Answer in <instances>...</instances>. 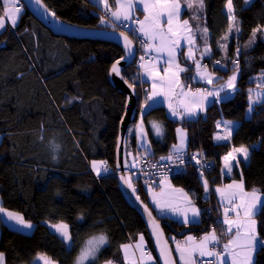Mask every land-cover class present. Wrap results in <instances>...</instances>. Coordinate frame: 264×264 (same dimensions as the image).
<instances>
[{"label": "trees", "instance_id": "trees-1", "mask_svg": "<svg viewBox=\"0 0 264 264\" xmlns=\"http://www.w3.org/2000/svg\"><path fill=\"white\" fill-rule=\"evenodd\" d=\"M43 2L71 25L108 28L100 24L103 10L93 0ZM204 3L201 19L210 31L213 51L207 63L224 59L217 41L226 34L229 18L226 0H204ZM233 5L242 31L238 41L229 39V59L234 58L237 43L247 44L252 30L264 26V0H253L248 5L244 0H233ZM2 7L0 4V15ZM122 55V49L110 42L57 36L25 8L15 28L6 27L0 32V201L4 208L21 213L36 226L32 234L16 232L9 237L5 264H36L34 259L39 254L47 255L57 264H75L87 240L100 233L107 234L109 243L101 249L95 264L109 260L127 264L121 246L134 243L140 234L155 257L146 225L124 199L115 168L126 96L111 85L109 71ZM239 60L238 91L230 99L210 105L205 117L175 121L162 105L146 111L144 123L154 153L151 158L169 154L177 142L176 129L181 125L188 132L187 150L203 151L218 165L219 177L211 186L224 180L222 158L230 145L215 142L216 122L245 119L249 89L260 85V80L254 78L264 71V39L260 34L255 45L241 48ZM212 69L220 74L221 80L231 74L228 69ZM138 74L137 61L123 71L128 83L135 80L140 108L141 86H148L136 79ZM191 75L190 69L185 77ZM150 121L163 126L162 138L154 135ZM249 121L247 144L251 152L248 163L241 162L243 179L247 190L264 191V105L254 106ZM135 142V135L129 133L128 151L135 148ZM94 160L106 161L114 171L98 178L91 168ZM233 178L241 179L239 170L235 169L226 180ZM170 180L174 186L185 189L201 209L200 222L185 225L157 216L148 199L147 185L136 179L133 183L140 198L163 222L172 243L184 235L202 237L213 227L223 236L221 223L207 213V203L202 201L206 193L194 169L188 167L184 174ZM257 220L264 237V214L258 215ZM60 222L69 225L74 240L71 247L48 224ZM0 224L4 231V225ZM254 264H264V251H257Z\"/></svg>", "mask_w": 264, "mask_h": 264}, {"label": "snow or ice", "instance_id": "snow-or-ice-1", "mask_svg": "<svg viewBox=\"0 0 264 264\" xmlns=\"http://www.w3.org/2000/svg\"><path fill=\"white\" fill-rule=\"evenodd\" d=\"M35 4L43 9L47 17L59 20L56 13L48 8L43 0H34ZM106 17H100V24L106 25L113 31L124 27L134 32L139 39V45L144 55L139 57L141 63L140 73L136 79H146L150 82V88L145 90L143 104L138 110L139 121L129 130L130 135H135L139 142L137 155L133 156L130 151L124 154L123 164L125 168L137 169L144 176H156L158 179L145 180L149 191L152 193L151 200L159 212L170 213L172 216L180 218L185 225L200 222L201 209L196 206L195 201L183 188H176L171 184L169 174L173 168L177 171H183L189 164H195L200 176L204 191L209 189V181L204 176L205 164L208 163L203 159L202 152L187 151V133L184 129L178 128V143L172 145L168 155L159 157L153 161L151 142L147 138V129L144 123L146 109L153 104H166L170 117L183 121L185 119L197 117L200 113L205 112L209 105H215L231 98L238 91L237 80L241 74L240 60L241 48H249L256 43L257 34L264 39V26H257L252 30L251 37L247 44L241 46L236 44L234 58L227 57V48L229 39H239L242 29L240 21L235 13L233 0H226V15L229 18V25L224 36L217 41V49L224 53V59L212 61L214 68L228 69L231 75L223 83V79L215 75V72L209 71L207 64L202 61L213 55L212 47L209 44V30L203 24L201 17L204 15V0H112L116 5L115 10L109 0H99ZM245 4H250L252 0H244ZM4 5L3 15H0V31L6 27L15 28L25 5L21 0H0ZM182 7L192 12L191 23L189 19L181 21ZM143 12V19L137 16V10ZM7 21V23H6ZM195 24V27H193ZM199 37V43H197ZM119 38L125 48L126 56L120 60L133 57L135 55L132 47V41L129 40L125 32H119ZM187 49V51H184ZM145 56L149 59L145 60ZM181 58L186 66L181 65ZM120 60H117L111 67L110 74H114L121 79L119 67ZM231 68H228V64ZM161 68L163 72H161ZM190 68L194 69L191 76L187 78L194 81H203L211 88H198L195 91L186 86L181 80L182 73H188ZM254 79L262 83L254 91L249 89L247 112L251 114L254 106L257 104L264 105V71ZM127 86L135 93V80L128 83ZM139 95L138 93H135ZM73 99H79L73 97ZM231 120H221L216 122V127L221 129L217 132L215 140L218 142L230 141L233 134V124ZM152 131L158 138L164 135V129L161 124L150 121ZM42 140L43 137L41 136ZM78 144V142H77ZM59 148V145H54ZM119 151V146H118ZM187 157V160H186ZM222 173L231 176L233 169H239L241 179L235 178L232 182L223 187L212 189L218 194L221 204L222 235L228 237L227 242H221V236L217 234L216 229L212 228L210 232L197 239L188 236L184 245L179 242L176 244V250L180 254L179 258L182 264H254V256L258 250L264 251V237L260 235L258 221L256 217L264 214V191L253 188L251 191L245 189L243 179V169L240 167L241 160L250 159V151L247 146H232L231 150L223 156ZM91 167L95 175L99 178L104 173L114 171L109 168L106 161H92ZM119 158L117 169H119ZM147 169L155 171L149 172ZM134 176L121 173L120 180L131 190L136 193L133 184ZM159 187V192H156ZM143 210L150 219L152 230L155 234L159 252L163 264H172L171 256L166 244H160L161 230L155 217L152 216L148 205L135 196ZM0 213H4L9 221L24 229H31L33 224L25 220L22 214L12 212L0 205ZM80 219H83L81 216ZM51 227L62 237L63 241L71 247L74 243L69 225L64 222L52 224ZM174 239V238H173ZM109 243L106 233H100L87 240L85 246L81 249L75 264H86L92 262L95 264L101 249ZM133 245H122L123 257L128 260L129 264H138L137 259L130 258L129 249ZM135 248L139 251V264H150L155 258L148 251L144 237L141 234ZM135 256V253H132ZM38 259L43 264H55L50 257L39 255ZM0 264H5V256L0 252ZM105 264H113L111 260ZM123 264V262H121Z\"/></svg>", "mask_w": 264, "mask_h": 264}, {"label": "water", "instance_id": "water-1", "mask_svg": "<svg viewBox=\"0 0 264 264\" xmlns=\"http://www.w3.org/2000/svg\"><path fill=\"white\" fill-rule=\"evenodd\" d=\"M21 2L25 5V9L38 22H40L44 27L49 29L53 34H55L57 36H64V37L75 38V39H89V40H99V41H104V42H110V43L116 44L118 47H120L122 49V52H123L122 57L126 56L125 48H124V46H123V44L119 38V32H124V31H119V30L113 31L110 28H84V27L71 25V24L63 21L60 18H59V20H55L51 17L45 16L43 13V9L40 6L36 5L34 0H21ZM125 34L128 36L129 40L132 41V47H133V51H134L135 55L133 57L126 58L124 60H120V58L117 59V60H120L119 67L121 69L122 76H123L124 69L127 68L128 66L132 65L136 61L137 55H138V49H137V45H136L135 41L131 38V36L127 32H125ZM110 70H111V68H110ZM125 80H126L125 78L121 79L120 77H118L114 74H110V71H109V81H110L111 85L115 89H117L119 92L123 93L126 96L125 112H124V115H123L122 120L120 122L119 135H118V139H117V148H116V166H115V168H116V174L118 177V184H119V188H120L122 195H123L124 199L126 200V202L133 209H135L139 213V215L142 217V219L146 225V228L148 230V233L150 235L151 242H152L153 249H154V253H155V257L158 261V264H163V260L161 258L160 252H159V245L157 244L155 234L152 230L150 219L147 216V213L143 210L139 201H137L135 199V196L138 195L137 190H136L135 194L131 193V190L128 189L120 180L121 173L130 175L129 169L124 167L123 159H124L125 152L128 151L129 130H130L132 124L137 122V119L139 116L138 110L140 109L139 108V98H138V95L135 94V93H137L136 88H135V93H133L132 89H130L127 86V83H125ZM118 146H119V151H118ZM118 158H119V163H120L119 169H117ZM139 198H140V196H139ZM140 200H142V199L140 198ZM144 204H146V203L144 202ZM148 209L151 210L152 216L155 217L156 221L159 224V228L161 230V237H162L160 244H166V246L169 250L170 256H171L172 264H178L176 257H175L174 250H173V243H172L169 235L164 230L163 222H161L157 218V216L154 214V212L149 207V205H148ZM172 234H173V236H176L174 233H172ZM2 235H3V229H2V226L0 224V245L2 242ZM105 262L106 261L99 263V264H105ZM113 264H116V263L113 262Z\"/></svg>", "mask_w": 264, "mask_h": 264}, {"label": "crops", "instance_id": "crops-1", "mask_svg": "<svg viewBox=\"0 0 264 264\" xmlns=\"http://www.w3.org/2000/svg\"><path fill=\"white\" fill-rule=\"evenodd\" d=\"M93 1H95L98 5H99V7L103 10V15H104V17H106V11L104 10V8H103V6H102V4L99 2V0H93ZM109 3H110V5L112 6V10H115V8H116V5H114V4H112V0H109ZM182 4H183V0H182ZM137 12L142 16V18L141 19H143V12L141 11V10H137ZM191 17H192V12L190 11V10H187L186 8H183L182 7V12H181V21H183L184 19H189L190 20V23H191ZM202 20V19H201ZM204 24V23H203ZM193 27H195V24H193ZM197 43H199V37H197ZM209 44H210V31H209ZM211 45V44H210ZM184 51H187V49H184ZM209 58H205L203 61H202V64H206V61L208 60ZM148 60V59H147ZM180 62H181V65L182 66H186L185 64H184V61H183V59L181 58V60H180ZM139 66V65H138ZM191 69V74L193 73V70L194 69H192V68H190ZM208 69H209V71H213V72H215V75L216 76H218V77H221L220 76V74L219 73H217L215 70H213L212 68H209L208 67ZM140 71H141V69L139 68V73H140ZM161 72H163V69L161 68ZM187 74V73H186ZM185 73H182L181 74V80H182V82L186 85V86H189V87H191V89L193 90V91H195L196 89H198V88H204V87H207V88H211L212 86L211 85H206L203 81H194V80H188L186 77H185V75H186ZM228 78V77H227ZM239 78V77H238ZM142 82H145V84L148 86V88H150V82L149 81H147L146 79H144V80H142V79H140ZM226 80V79H225ZM202 83V84H204L203 86H201V87H194V85H193V83ZM220 83H223L224 82V80H220L219 81ZM233 96V95H232ZM231 96V97H232ZM143 100L144 99H141V105L143 104ZM161 104H153L152 105V107H156V106H160ZM162 106H164L165 107V109H166V112H167V115L170 117V115H169V111H168V108H167V105L166 104H163ZM210 106V105H209ZM208 106V107H209ZM141 107V106H140ZM152 107H150V108H152ZM207 107V108H208ZM150 108H148V109H146V111H148ZM252 114V113H251ZM251 114H249L248 112H247V114H246V117H245V119L243 120V121H234V120H231V121H234L235 123L233 124V134H232V138H231V140L230 141H227V142H218V141H216L215 140V142L216 143H229V145H230V149H229V151L231 150V147L232 146H236V147H239V146H241V145H243V146H247L248 148H249V146H248V144H247V137H248V132H249V129H250V117H251ZM205 115H206V111L205 112H202V113H200V115L199 116H197V117H193V118H189V119H185V120H198V119H201V118H203V117H205ZM171 119H173V120H175V121H180V120H177V119H174V118H172V117H170ZM138 121H139V116H138V119H137V122H135L132 126H131V129L133 128V126L135 125V124H137L138 123ZM221 121V120H220ZM182 128V129H184L185 131H186V133H187V148H188V132H187V130L185 129V128H183L181 125L180 126H178L177 127V129L178 128ZM177 129H176V134H177V142L176 143H178V133H177ZM219 131H221V129H218L217 128V131H216V133H215V136H216V134H217V132H219ZM136 137V136H135ZM147 138H148V140H149V137H148V134H147ZM1 137H0V141H1ZM150 141V140H149ZM138 147H139V142H138V139L136 138V142H135V150H137L138 149ZM134 149H129V151L134 155ZM249 151H250V148H249ZM251 152V151H250ZM249 161V160H248ZM248 161H243V160H241V162H244L245 164H247L248 163ZM240 167H241V164H240ZM92 168V167H91ZM222 168H223V159H222V164H221V170H222ZM236 168H234L233 169V172H234V170H235ZM237 170H239V169H237ZM94 171V170H93ZM103 175H106V174H103ZM232 175H233V173H232ZM232 175L231 176H229V175H226V174H223L222 173V171H221V176H222V178L224 179L220 184H216V185H214V186H209V189H210V191L209 192H205L206 193V197H211V198H213V200L217 203V204H219V205H221V206H223L222 204H221V202H220V199H219V196H218V194H216L212 189H214L215 187H223L224 185H226V184H229V183H231L232 182V179H228V180H226V178H231L232 177ZM237 181H239L240 179H236ZM171 181V180H170ZM171 184L173 185V183L171 182ZM148 186V185H147ZM174 186V185H173ZM174 187H176L177 188V186H174ZM246 189V188H245ZM146 190H147V192H148V199H149V202H150V204H151V206L153 207V209L155 210V212H156V214L159 216V217H161V218H169V219H173V220H176V221H179L180 223H182L181 222V220H177V219H174V218H179V217H172V215H163V213H160V212H158V210H157V208L154 206V204L152 203V200H151V197H150V194H151V192L146 188ZM156 192H159V187H156ZM247 190V189H246ZM247 191H251V190H247ZM188 193V192H187ZM200 219H201V217H200ZM256 219H257V217H256ZM258 221V220H257ZM188 225V224H187ZM221 228H223V226H221ZM219 234V233H218ZM220 235V234H219ZM188 236H191L190 234L188 235ZM187 236V237H188ZM221 236V235H220ZM227 239H228V237H225V236H221V242L222 243H225V242H227ZM177 242H179L182 246L184 245V243H185V241L183 242H181V241H178L177 239H174V242H173V250H174V253H175V257H176V260H177V263L178 264H182V261L180 260V258H179V256H180V254L177 252V250H176V244H177ZM128 244V243H127ZM126 245V244H125ZM123 253V252H122ZM38 256V255H37ZM36 256V257H37ZM35 257V258H36ZM255 257H256V254H255V256H254V261H255ZM123 259H124V257H123Z\"/></svg>", "mask_w": 264, "mask_h": 264}, {"label": "built area", "instance_id": "built-area-1", "mask_svg": "<svg viewBox=\"0 0 264 264\" xmlns=\"http://www.w3.org/2000/svg\"><path fill=\"white\" fill-rule=\"evenodd\" d=\"M118 29H119L120 31L127 32V33L131 36V38L135 41V43H136V45H137V49H138V55H137V59H136V61H137L138 65H139V64L141 63L139 57H140L141 55H144V52H143V50L141 49V47H140V45H139V39L137 38V35H136L134 32H132V31H130L129 29L124 28V27H120V28H118ZM147 59H149V58H148L147 56H145V60H147ZM216 60H219V59H216ZM212 61H215V60H212ZM212 61L206 63V64L208 65L209 68H214ZM146 89H148V88H147L145 85H142V86H141L142 99H144V96H145V90H146ZM187 151H188V150H187ZM188 152H190V151H188ZM196 152H202V153H203V159H205L206 161H208V163L205 164L204 176L208 179V181H209V186H211V182L214 181V180H217L218 177H219L218 174H217V167H218V165H217V163H216L214 160L208 158V157L205 155V153H204L203 151H196ZM136 155H137V150H135L133 156H136ZM151 159H152L153 161L158 160V159H153V158H151ZM186 160H187V157H186ZM188 167H192V168L194 169L195 173L197 174L198 178L200 179L199 173H198V171H197V166H196L195 164H189V165L187 166V168H188ZM187 168L184 169V170L181 172V171H177V170L175 169V167H174V168H173V172H171V173L169 174V178H171V177H173V176H178V175H182V174H184V173L187 171ZM147 170H148L149 172H153V171H155V170H153V169H147ZM129 173H130V175L136 174L137 177H136L135 179H136L137 181L143 183V184H146V183H145V180H149V182H151L152 180H156V179H158V177H156V176H149V177H146V176H144L142 173H140L137 169H129ZM200 181H201V180H200ZM146 185H147V184H146ZM202 201L205 202V203H207V213H208L209 217H211L215 222L220 223V221H221V219H222V217H221V212H222V208H223V206L217 204V203L213 200V198H211V197H206V194L203 196ZM213 228H214V227H213ZM211 229H212V228H211ZM211 229H210L208 232H210ZM208 232H207V233H208ZM216 232H217V231H216ZM217 233H218V232H217ZM190 235H191L192 237H195V238L197 239V241H198L199 238L201 237V236H198V235H195V234H190ZM187 236H188V235L181 236V237L178 239V241H181V242H182V241H183V242L186 241ZM198 264H199V262H198Z\"/></svg>", "mask_w": 264, "mask_h": 264}, {"label": "rangeland", "instance_id": "rangeland-1", "mask_svg": "<svg viewBox=\"0 0 264 264\" xmlns=\"http://www.w3.org/2000/svg\"><path fill=\"white\" fill-rule=\"evenodd\" d=\"M253 1V0H252ZM248 5V4H247ZM3 8H4V5H3V7H2V15H3ZM24 11V10H23ZM22 11V12H23ZM137 14V16L141 19L142 18V16L137 12L136 13ZM6 23H7V21H6ZM1 32V31H0ZM256 40H257V37H256ZM249 41V40H248ZM248 41H247V43H248ZM231 75V74H230ZM229 75V76H230ZM262 82L260 81V84H261ZM258 88V86L256 87V88H254V89H252V90H256ZM234 95V94H233ZM142 99V98H141ZM180 128V127H179ZM186 132V131H185ZM97 161H99V160H97ZM104 174H108V173H104ZM132 176H134V179L137 177V175L136 174H133ZM170 179V178H169ZM146 188L149 190V188H148V186H146ZM177 188H181V187H177ZM185 190V189H184ZM186 191V190H185ZM187 192V191H186ZM190 195V194H189ZM152 196V193L150 194V197ZM0 205H1V201H0ZM197 206V205H196ZM198 207V206H197ZM7 210H9V209H7ZM9 211H12V212H16V211H13V210H9ZM159 212V211H158ZM19 213V212H18ZM160 213H162V212H160ZM21 214V213H20ZM158 214V213H157ZM156 214V215H157ZM159 215V214H158ZM157 215V216H158ZM163 215H171L170 213H163ZM24 217V216H23ZM172 217H177V216H172ZM174 219H177V220H180V218H174ZM26 220V219H25ZM0 222L4 225V231H3V235H2V242H1V245H0V252H3L4 253V256H5V249H6V246H7V242H8V239H9V237L11 236V235H13V234H15L16 232H20V233H24V234H32L33 232H34V230H35V224L34 223H32L33 224V227L31 228V229H24V228H21L20 226H18V225H16L14 222H12V221H9L8 219H7V217L5 216V214L4 213H0ZM49 224V226H50V228H51V230H53V231H55V229H53L52 227H51V225L52 224H57V223H48ZM56 232V231H55ZM218 232V231H217ZM206 234V233H205ZM204 234V235H205ZM218 234V233H217ZM141 235V234H140ZM140 235H138L137 236V238H136V240H135V242L134 243H128V244H130V245H133V247L132 248H130L129 249V255H130V258H134V259H137V261H138V264H139V260H138V258H139V251L135 248V244L138 242V240H139V236ZM219 235V234H218ZM203 236V235H202ZM143 237H144V235H143ZM144 241H145V243H146V247L148 248V246H147V242H146V239H145V237H144ZM68 245V244H67ZM69 246V245H68ZM132 253H135V256H132ZM39 255H41V254H39ZM39 255L34 259V263H36V264H43V261H41L40 259H38V257H39ZM43 255H45V254H43ZM151 255L154 257V255L151 253ZM47 256V255H46ZM48 257V256H47ZM155 258V257H154ZM53 261V260H52ZM124 261H125V263H127V264H129V262H128V260H125L124 259ZM55 262V261H54ZM90 263H92V262H86V264H90ZM55 264H57V262H55ZM150 264H158V261H157V259H155L154 260V262H150Z\"/></svg>", "mask_w": 264, "mask_h": 264}]
</instances>
